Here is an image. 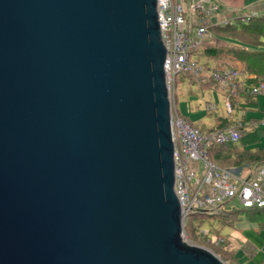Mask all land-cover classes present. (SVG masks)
<instances>
[{
	"label": "water",
	"instance_id": "water-1",
	"mask_svg": "<svg viewBox=\"0 0 264 264\" xmlns=\"http://www.w3.org/2000/svg\"><path fill=\"white\" fill-rule=\"evenodd\" d=\"M157 0H0V264H226L183 238Z\"/></svg>",
	"mask_w": 264,
	"mask_h": 264
},
{
	"label": "built area",
	"instance_id": "built-area-1",
	"mask_svg": "<svg viewBox=\"0 0 264 264\" xmlns=\"http://www.w3.org/2000/svg\"><path fill=\"white\" fill-rule=\"evenodd\" d=\"M218 10L219 3L211 0H157V18L166 47L164 68L169 95L178 74L209 72V80L226 87L224 106L229 114L241 71L234 67L207 71L191 53L209 36L211 17ZM249 17H223L215 24L225 25L234 18L243 21ZM248 90L251 94H264V80L252 84ZM247 123L251 126L264 124V113L258 120ZM170 128L174 144V187L185 218L190 211L217 214L232 207L264 208V160L254 165L222 167L207 155L208 147L241 138L244 126L240 119L232 125L216 126L207 133L171 111ZM205 239L214 245L228 247L221 236H205Z\"/></svg>",
	"mask_w": 264,
	"mask_h": 264
},
{
	"label": "rangeland",
	"instance_id": "rangeland-1",
	"mask_svg": "<svg viewBox=\"0 0 264 264\" xmlns=\"http://www.w3.org/2000/svg\"><path fill=\"white\" fill-rule=\"evenodd\" d=\"M211 38L204 39V44L229 45L228 43L231 42L228 38ZM193 55L194 54H192V56ZM231 59L235 60L234 58ZM231 59L228 58L227 53L217 59L210 58L208 60L210 68L207 69V71L213 68H219V66L225 62L229 63L228 60ZM195 60L203 67L202 64L204 57L202 55L200 56V54H197ZM183 73L184 78L182 80L179 78L177 81L175 79L174 86L170 89L171 111L174 114H178V112L174 110L176 106L179 112L182 113H179L178 115L184 117L194 126L201 127L203 131L208 133L214 129L215 125H217V116H214V114H230L227 113L224 106L225 93L213 88L207 89L211 87L208 82L209 72L202 71L200 75H195L192 72ZM258 99V109L263 108V95L259 94ZM213 104L215 105V110H212ZM245 113H247L248 116L249 114H252L257 115L256 117H258L261 115L262 111L247 110ZM204 123L209 125L206 126ZM255 129L258 133L259 139L250 145L251 148L264 145V124H255ZM233 209L236 208H227V211L223 215H221V213L213 215L207 213L203 214L198 211L188 212L187 222L183 223V238L188 243L205 246L213 251L214 249L201 242L199 236L205 241L204 234H207V236H221L228 242L229 248L236 249V254L239 255V258L245 264H255V262H259L264 255V224L259 227V224L256 223L258 221L247 220L245 214L242 215L240 211L233 213ZM261 222L264 223V220ZM215 253L218 256L220 255V253L218 254L216 251ZM219 257L226 264H230L225 255L221 254Z\"/></svg>",
	"mask_w": 264,
	"mask_h": 264
},
{
	"label": "trees",
	"instance_id": "trees-1",
	"mask_svg": "<svg viewBox=\"0 0 264 264\" xmlns=\"http://www.w3.org/2000/svg\"><path fill=\"white\" fill-rule=\"evenodd\" d=\"M208 33L209 36L206 38H228L231 42L228 43L229 45L203 43L191 53L194 54V57L197 54L204 57L202 64L204 69L210 68V63H208L210 58L217 59L226 53L232 58L240 61L242 63V69L246 75L252 76L251 78L245 77L243 80L239 81L237 94L231 98L232 108L236 106V101L241 98L251 102L249 99L252 100L251 97L254 98V95L249 92V87L260 80H264V14L252 15L247 20L243 21L240 18H234L225 25L212 24L208 28ZM179 78L182 80L184 78V73L178 74L175 78L176 81ZM216 120L217 125H231L235 121L232 119L231 115L225 117L217 116ZM241 120L242 125L245 126L246 119H244V115H242ZM198 128L202 130L201 127ZM258 139L259 136L256 130L248 131L241 136L238 141L214 144L208 147V158L212 162L217 163L220 166L222 165L223 167L257 164L264 160V145L257 148H251L249 147V144L258 141ZM232 211L233 213L240 211L242 215L245 214L247 220L258 221L256 223L259 224V227L264 224L261 222L264 220V208L241 207L233 209ZM198 212L205 214V212L202 211ZM223 214L225 213H221V215ZM185 222H187V217L184 219L183 223ZM204 235L207 236V234ZM199 238L202 243L214 249V252L216 251L218 254L220 253V255H225L230 264H244V262L240 260L239 255L236 254V249L217 246L211 242L203 240L201 236H199ZM255 264H264V255L262 259L259 262H255Z\"/></svg>",
	"mask_w": 264,
	"mask_h": 264
},
{
	"label": "crops",
	"instance_id": "crops-1",
	"mask_svg": "<svg viewBox=\"0 0 264 264\" xmlns=\"http://www.w3.org/2000/svg\"><path fill=\"white\" fill-rule=\"evenodd\" d=\"M211 1H217L219 3V10L217 12H215L211 17V20L213 22L212 24H215V22H218L223 17L233 18L234 16H242V15L252 16V15H256V14H264V0H211ZM228 58L231 59L232 57L230 55H228ZM228 61H229V63L225 62L224 63L225 65L222 64L223 66L220 65L219 68L220 67L237 68L238 70L241 71L240 80H243L245 77H251L252 76V75H246V73L242 69V63L240 61H238L236 59L235 60L231 59ZM195 78H197V77H195ZM208 82H209L211 87H209L207 89L213 88L216 90H220L222 93L226 92V87L224 85L219 84L217 82H214L213 80H208ZM215 85H218V86H215ZM259 94H262V93L253 94L254 98L251 97L252 100L249 99L251 102L243 100L242 98L238 99L235 103L236 106L232 108V112L229 114V115H231L232 119H234L235 121L238 119L241 120L242 115H244V119H246V121H245L246 125L244 126L242 136L248 131L256 130L255 125H252V126L248 125L247 122L258 120L264 113V107L258 109L259 108V99H258ZM262 95H263V100H264V94H262ZM176 101H177V99H176ZM244 104H245V106H244ZM212 106H213L212 110H215V105L213 104ZM208 109H210V108H208ZM174 110H176L178 113L182 114L181 112H179V110L176 108V106H175ZM247 110H260V111H262V113L258 117H256L257 115H252V114H249V116H248L247 113H245V112H247ZM214 116L225 117L227 115H220V114L216 113V115L214 114ZM232 124H234V123H232ZM205 125L207 126L209 124H205ZM215 126H223V125H215ZM251 144H253V143H251ZM251 144H249V147ZM252 148H257V147H252Z\"/></svg>",
	"mask_w": 264,
	"mask_h": 264
},
{
	"label": "bare ground",
	"instance_id": "bare-ground-1",
	"mask_svg": "<svg viewBox=\"0 0 264 264\" xmlns=\"http://www.w3.org/2000/svg\"><path fill=\"white\" fill-rule=\"evenodd\" d=\"M251 78V77H250ZM251 80V79H250ZM173 107V106H172ZM248 117V116H247ZM222 166V165H221Z\"/></svg>",
	"mask_w": 264,
	"mask_h": 264
}]
</instances>
